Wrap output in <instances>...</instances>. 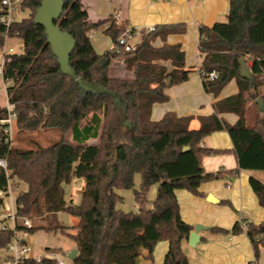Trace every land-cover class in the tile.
Here are the masks:
<instances>
[{
  "label": "trees",
  "instance_id": "1",
  "mask_svg": "<svg viewBox=\"0 0 264 264\" xmlns=\"http://www.w3.org/2000/svg\"><path fill=\"white\" fill-rule=\"evenodd\" d=\"M41 0H23L16 19L5 29L0 25V45L5 36L20 38L23 50L6 56L3 77L9 80L7 100L14 105L17 132L53 129L71 133L49 145L30 140L31 147L0 144V157L7 160L8 176L0 171V188L10 179L26 184L15 197V214L36 218L27 231H52L64 227L53 224L56 213L63 211L78 218L74 233L76 258L72 264H137L143 256L153 262V249L159 241L168 248L161 264H191L181 244L192 226L180 216L175 190L184 189L200 195L202 183L234 176L237 170L207 172L202 158L227 150L206 148L203 139L212 132L226 131L232 141L239 169L264 172V0H228L226 21L199 27L198 48L203 54L202 73L215 71L213 80H203V89L217 96L232 79L238 91L217 100L213 112L205 116H177L166 112L151 119L154 103L169 99L165 88L184 82L190 70L180 44H167L170 34H183L185 23L158 24L142 36L133 51H117L116 39L122 28L111 16L90 21L79 0H63V12L55 21L62 31L75 40L69 57L70 73H63L57 57L47 42L43 26L34 22ZM103 32L113 46L102 54L95 52L89 32L107 24ZM162 45L156 46L155 41ZM243 57L253 80L239 75ZM122 59L130 72L113 77L110 68ZM164 62H169L167 67ZM170 84H167V80ZM261 97L254 127L245 121L247 102ZM122 103V108L118 104ZM3 108L0 106V113ZM233 113L230 124L220 117ZM197 118L199 127L189 124ZM129 123V126L125 125ZM96 139V143H87ZM187 147L183 151V148ZM140 182L135 188V177ZM82 179L80 202L73 204L64 197V185ZM249 185L264 209V179L249 176ZM156 185L153 200L150 188ZM17 187V188H16ZM132 190L136 211L118 208L122 196L117 190ZM17 229H23L17 226ZM214 233L238 234L245 231L258 259L264 247V217L258 224L235 222L231 229L211 227ZM12 230L0 231V249L11 240ZM46 251L58 252L54 248ZM21 264H56L42 258L26 259Z\"/></svg>",
  "mask_w": 264,
  "mask_h": 264
},
{
  "label": "crops",
  "instance_id": "2",
  "mask_svg": "<svg viewBox=\"0 0 264 264\" xmlns=\"http://www.w3.org/2000/svg\"><path fill=\"white\" fill-rule=\"evenodd\" d=\"M87 11L88 19L96 21L119 13L120 20L116 25L121 28H146L158 24L185 23L183 34H170L166 37L167 44H180L185 54V67L190 70L186 81L170 85L165 88L169 99L165 102L154 103L151 108V119L158 120L166 112H174L177 116H205L211 114L214 103L235 94L238 91L236 81L232 79L217 96L207 93L203 89L201 64L203 54L199 51V27L211 26L226 17L228 0H79ZM103 24L89 32L90 42L96 53L102 54L109 50L113 41L103 30ZM156 46L162 45L161 40L155 41ZM170 67L169 62H164ZM260 96H264V85L258 89ZM258 116L255 101H249L245 107V121L247 126L254 127ZM226 122L233 124L237 116L233 113L220 115ZM189 127H199L197 118L191 120ZM202 146L213 149L227 150L225 153L207 155L202 158L205 171L237 170L234 176H224L219 179L204 182L200 185V195H193L187 190L177 189L175 195L179 203L180 216L192 226L201 224L204 230L199 231V240L194 246L188 238L182 241L181 247L191 264H264V247L260 249L258 259H254L251 242L245 231L233 233H214L211 227L231 229L235 222H252L258 224L264 217V209L259 205L256 195L249 185V176L264 179V172L239 169L237 159L233 153L232 141L226 131H215L207 135ZM135 182L139 185V176ZM70 185L75 192L69 193L73 204L80 202V191L84 186L82 179H72ZM138 187V186H137ZM153 200L157 186L150 188ZM211 194L217 201L207 200ZM137 210V207L135 205ZM71 226L78 223V218L71 216ZM29 240V235H28ZM30 242V241H29ZM31 244V243H30ZM33 247V246H32ZM76 248V244L72 249ZM168 248L167 241H159L153 249L152 264H161ZM71 249V250H72ZM70 250V251H71ZM34 251V248H33ZM69 251V252H70ZM36 255L44 254L35 253ZM142 256L140 261H144Z\"/></svg>",
  "mask_w": 264,
  "mask_h": 264
},
{
  "label": "rangeland",
  "instance_id": "3",
  "mask_svg": "<svg viewBox=\"0 0 264 264\" xmlns=\"http://www.w3.org/2000/svg\"><path fill=\"white\" fill-rule=\"evenodd\" d=\"M26 12L18 11L15 16L17 19L24 17ZM226 21V17H224L221 22ZM138 38L135 39V41ZM8 46L12 47L13 51L16 53L22 52L23 50V42L20 38H10L5 44L0 45V60L1 53L3 49ZM130 74V72L125 68L122 59H116L111 68L110 75L113 77H124ZM9 86L3 84L0 79V106H4L7 102V94L6 88ZM122 103L118 104L119 108H122ZM62 138L71 140V133H61L57 130L53 129H39L37 131H26V132H17L13 135V145L20 147H31L32 144L30 140H35L39 142L41 145H49L52 144ZM96 139H89L87 143H96ZM138 176H136V179ZM138 183V182H137ZM135 182V188H137L138 184ZM12 184H17L18 189L25 190L26 184L24 182L18 181L17 179H10V186ZM151 190V189H150ZM148 192L147 200L150 201L151 192ZM75 192V189L69 184L64 185V195L69 198V193ZM74 191V192H73ZM117 192L122 196V202L118 204V208L124 211H136L135 201L133 196V191L130 190H117ZM17 194V190H9L0 188V221L5 224H9L8 216L15 209V197ZM154 199V198H153ZM34 224L36 223H44L36 218H30ZM53 224L63 226L65 229L61 231L60 229L46 231L44 229H38L32 233H29V241L34 248L35 253L45 252V248H54L57 249L58 258L68 260L67 253L72 249L75 242L68 236V233H74L75 228H73L71 222V215L60 211L56 213L55 219L53 220ZM7 253L5 249H0V262L6 257ZM139 264H149L148 261H140Z\"/></svg>",
  "mask_w": 264,
  "mask_h": 264
},
{
  "label": "built area",
  "instance_id": "4",
  "mask_svg": "<svg viewBox=\"0 0 264 264\" xmlns=\"http://www.w3.org/2000/svg\"><path fill=\"white\" fill-rule=\"evenodd\" d=\"M22 1L23 0H0V25L5 27L6 30L10 24L17 19L15 14L20 11V4ZM114 20L115 22L120 20L119 13L115 14ZM153 29V26L146 28H122V32L116 39L117 51H133L136 45L140 42L142 36ZM136 38H138V40L135 41ZM8 39L10 38L5 36L2 44H5ZM12 53L16 52H14L10 46L3 49L1 53L0 79L2 80L4 86L10 84V81L5 80L3 77V64L5 62L6 56ZM201 76L203 80H213L217 77V73L215 71L201 73ZM1 107L3 110L0 113V144L11 146L13 145V135L17 131V114L14 105L8 102V100L6 104ZM0 171H3L6 176L9 174L7 160L5 157H0ZM5 189H7L8 192L9 190H13L12 186H10V180ZM8 220L9 224H5L4 222L0 221V231L7 229L12 230L11 240L7 246L3 248L5 249L7 255L0 262V264H21L26 259H32L36 262H39L42 258L54 260L56 264H72L70 259L65 260L58 258L57 252L45 251L42 255L34 254L33 247L28 240L29 232L27 229L34 225L30 218L17 216L14 209V211L9 214ZM17 226H21L23 229H17Z\"/></svg>",
  "mask_w": 264,
  "mask_h": 264
},
{
  "label": "water",
  "instance_id": "5",
  "mask_svg": "<svg viewBox=\"0 0 264 264\" xmlns=\"http://www.w3.org/2000/svg\"><path fill=\"white\" fill-rule=\"evenodd\" d=\"M63 0H41L40 5L35 10L34 22L41 25L45 29V34L47 35V42L50 45L52 53L57 57L58 63L60 65L61 71L63 73H70L71 69L69 66V57L75 46L74 38L65 31H62L55 21L61 16L63 12ZM240 70L239 75L242 78L253 80V76L250 73L248 66L246 65L244 58L241 57L240 60ZM167 84H170V80H167ZM258 110L263 109V100L261 97L255 99ZM126 126H129L128 122H125ZM187 147L183 148V151ZM207 200L214 202L217 201L211 194L207 196ZM205 226L201 224H195L193 229L188 235V242L190 245L194 246L199 240L198 233L204 230ZM77 255V248L72 249L67 253V258L73 261Z\"/></svg>",
  "mask_w": 264,
  "mask_h": 264
}]
</instances>
